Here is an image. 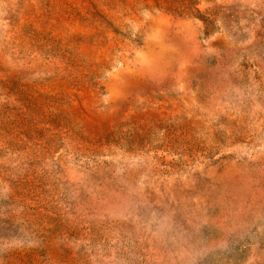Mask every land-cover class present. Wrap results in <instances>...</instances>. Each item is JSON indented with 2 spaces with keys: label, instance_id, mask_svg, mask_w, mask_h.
Wrapping results in <instances>:
<instances>
[{
  "label": "rangeland",
  "instance_id": "obj_1",
  "mask_svg": "<svg viewBox=\"0 0 264 264\" xmlns=\"http://www.w3.org/2000/svg\"><path fill=\"white\" fill-rule=\"evenodd\" d=\"M0 264H264V0H0Z\"/></svg>",
  "mask_w": 264,
  "mask_h": 264
}]
</instances>
